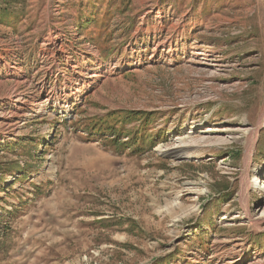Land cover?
I'll use <instances>...</instances> for the list:
<instances>
[{
    "label": "rangeland",
    "instance_id": "1",
    "mask_svg": "<svg viewBox=\"0 0 264 264\" xmlns=\"http://www.w3.org/2000/svg\"><path fill=\"white\" fill-rule=\"evenodd\" d=\"M260 180L264 0H0V264H264Z\"/></svg>",
    "mask_w": 264,
    "mask_h": 264
},
{
    "label": "bare ground",
    "instance_id": "2",
    "mask_svg": "<svg viewBox=\"0 0 264 264\" xmlns=\"http://www.w3.org/2000/svg\"><path fill=\"white\" fill-rule=\"evenodd\" d=\"M115 67H116V65L114 66V68ZM228 129L229 128H227L226 130H228ZM255 141L256 142L258 141L257 140V130L253 132L251 140L248 142V149L246 152L247 156H246V161H245V171H244V174L242 176V189H241V192L239 193L240 200L244 205L246 216H248V214H249V209L247 207V201L249 199L248 198L249 191L252 188L257 187V181L259 180V177H256V180L251 181L250 180V174H249L250 165H251L252 156H253V147H254ZM261 183H262V180H260L259 185H260V187L264 188V185H262ZM252 224H253V222H252Z\"/></svg>",
    "mask_w": 264,
    "mask_h": 264
}]
</instances>
